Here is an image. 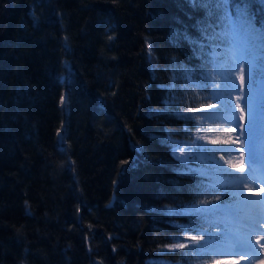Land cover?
<instances>
[{"label": "trees", "instance_id": "16d2710c", "mask_svg": "<svg viewBox=\"0 0 264 264\" xmlns=\"http://www.w3.org/2000/svg\"><path fill=\"white\" fill-rule=\"evenodd\" d=\"M237 6L264 36V0H230L233 20ZM206 17L188 0H0V264L189 259L201 232L169 210L235 202L223 179L198 196L215 174L173 155L198 131L174 113L209 106L211 58L174 33L211 52Z\"/></svg>", "mask_w": 264, "mask_h": 264}, {"label": "snow or ice", "instance_id": "6c2138e0", "mask_svg": "<svg viewBox=\"0 0 264 264\" xmlns=\"http://www.w3.org/2000/svg\"><path fill=\"white\" fill-rule=\"evenodd\" d=\"M188 3L194 8L204 9L206 11L207 17L202 23L201 32L210 42L208 47H211L212 51L207 52L204 44H200L199 41L193 40L186 32H175L174 36L177 40L182 37L183 39L189 40V42L194 45L199 44L200 53L212 58L211 60H205L202 67H206L209 63H212L214 65V73L224 78V88L220 90V85L215 82L213 74L201 72V76L203 77L202 88L204 91L211 89V95L222 102L224 109L223 118L235 122V114L232 112L230 101V93L233 88L232 77L241 64L247 63L250 84L255 85L258 79H264V36H260L252 30L245 29L244 35L241 37L234 29L231 31L228 30L233 26L230 0H188ZM236 12L238 14L237 18L240 20L241 26L243 27L247 23L246 8L237 6ZM217 27H221L224 30L217 33L215 31ZM226 38L229 44V47L226 49H220L217 44L212 43L214 41L223 42ZM221 57H223V59H220ZM183 72L186 79H191L192 70L184 69ZM249 105L252 106L251 99L249 100ZM174 114L182 117L186 123L190 122L194 126H196V120L203 121L221 115V113H207L205 116L194 117L184 113ZM255 119V110H253V123H255ZM185 134L191 135L190 128L185 129ZM185 146L189 148L188 152L181 151L179 155H177L176 151H173V155L177 156L182 166H186L189 159L203 158L207 161H214V153L223 150L209 149L206 145L198 143L197 140L186 141ZM176 147H180V145L177 144ZM192 149H195V151H191ZM256 155L255 149L252 148L251 159L253 167H255ZM186 170L193 176L201 177H207L211 173H214L217 178L216 183L209 184H205L204 181L201 180L196 185L198 196L207 194L215 195L216 193L212 192L211 189L221 186L218 182L219 179L231 180L234 184H244L247 179L246 177H236L233 173L227 172L218 162H213L208 169L187 168ZM229 193L231 196L238 195V193L232 191L231 188H226L225 195L228 199H230V196H228ZM239 195L240 199L247 204L261 206V209L255 215L245 217L247 221L245 226L248 229L246 234H242L238 229L231 226L233 216L232 203L220 205L205 202V206L193 203L190 207L184 209L183 213L169 210V214H187L195 218L192 225L187 230L207 233L210 240L209 244L197 248L200 252L233 255L250 254L255 250L251 243L250 236L257 228H264V200L251 201L243 197L242 194ZM213 222L223 226L224 231L222 235H214L205 228V224L211 226ZM262 247H264V245H262Z\"/></svg>", "mask_w": 264, "mask_h": 264}, {"label": "rangeland", "instance_id": "374dc122", "mask_svg": "<svg viewBox=\"0 0 264 264\" xmlns=\"http://www.w3.org/2000/svg\"><path fill=\"white\" fill-rule=\"evenodd\" d=\"M247 23L242 27L240 20L237 18L233 20L231 30H235L241 37L244 35L245 29L254 31L249 15L246 12ZM220 49L229 47L227 38L225 41L218 44ZM212 58H210L211 60ZM220 59H223L221 57ZM209 74H213V78L217 84L220 85V90L224 88V78L214 73V65L210 63ZM233 88L230 93V101L232 112L235 114V122L230 119L223 118L222 102L211 95L209 89V106L202 108L201 112L196 113V117L205 116L207 113H221L220 116H214L212 119H205L197 122V134L194 140L198 143L206 145L209 149H223L214 153V161H207L203 158L189 159L198 163L208 164L218 162L227 172L233 173L236 177H246L244 184H234L231 180H222L220 183L223 190L231 188L232 191L238 193L236 196H228L233 198L232 209V224L231 226L240 230V232L247 233L248 229L245 226L247 221L245 217L248 214H256L260 209V205H249L240 199V195L246 197L247 200L258 201L264 200V79H258L255 85L250 84L248 76L247 63L241 64L238 70L232 77ZM252 100V106L249 105V100ZM253 110H255V123H253ZM202 125V126H201ZM186 141L176 142L173 147L177 155L181 151L188 152L189 148L185 146ZM179 144L180 147H176ZM218 146V148H211L209 146ZM252 148L256 151L255 167L251 159ZM191 151H195L192 149ZM177 158V156H175ZM251 179L252 184L247 185L246 182ZM212 204H225L221 200H217ZM219 230H212L214 235L220 236L223 234V226ZM259 235V242L252 243L254 251L250 254H211L203 253L197 250L199 246L210 243L207 234L199 233L193 237L192 242L197 246L190 250L186 248L184 252L188 253L189 259L187 261L176 264H193L198 260H203L201 264H264V228H257L255 232ZM206 236V238H205ZM205 241L201 242L200 239ZM186 247V246H185ZM173 264V263H167Z\"/></svg>", "mask_w": 264, "mask_h": 264}, {"label": "bare ground", "instance_id": "6f19581e", "mask_svg": "<svg viewBox=\"0 0 264 264\" xmlns=\"http://www.w3.org/2000/svg\"><path fill=\"white\" fill-rule=\"evenodd\" d=\"M247 185H251L252 184V180L249 179L247 182H246ZM245 185V184H244ZM256 201H258V199H256ZM261 201V200H260ZM252 215H255L253 213L251 214H248V216H252ZM237 229V228H236ZM239 230V229H238ZM240 231V230H239ZM242 234H244V232H241ZM250 240H251V243H257L259 242V235L256 234V233H252V235L250 236ZM261 243L264 244V241H262Z\"/></svg>", "mask_w": 264, "mask_h": 264}]
</instances>
